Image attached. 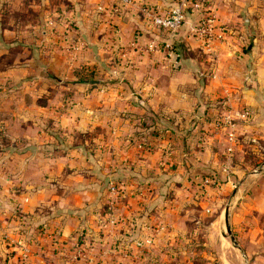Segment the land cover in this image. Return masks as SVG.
Wrapping results in <instances>:
<instances>
[{
  "label": "crops",
  "instance_id": "obj_1",
  "mask_svg": "<svg viewBox=\"0 0 264 264\" xmlns=\"http://www.w3.org/2000/svg\"><path fill=\"white\" fill-rule=\"evenodd\" d=\"M198 1L225 40L206 49L187 9L169 58L120 49L134 38L161 46L165 33L137 6L176 0L117 13L112 0H0V264H131L176 233L155 218L180 169L231 185L213 149L228 158L226 132L205 123L228 117L264 140V0ZM87 64L97 84L83 93L72 71Z\"/></svg>",
  "mask_w": 264,
  "mask_h": 264
},
{
  "label": "rangeland",
  "instance_id": "obj_2",
  "mask_svg": "<svg viewBox=\"0 0 264 264\" xmlns=\"http://www.w3.org/2000/svg\"><path fill=\"white\" fill-rule=\"evenodd\" d=\"M84 67L93 69L88 64L75 69ZM236 131L231 141L226 139V133L223 137L227 159L221 144L213 148L222 157L220 163L226 165L223 174H228L229 179L237 176L228 179L231 185L224 189L219 181L208 180L210 183L205 184L203 176H188V170L180 169L182 176L174 177L172 190L168 191V184L164 182L166 187L157 200L164 214L154 217L159 219V224L176 225V233L170 234L169 229L159 233L155 238L158 244L139 247L140 253L134 254L131 264H264V198L259 200V195H264V140L256 139V142L252 134L239 127ZM110 186L115 189V198H119L123 193L122 183L111 180L106 189ZM150 207L153 208L151 204L143 207L147 215ZM167 207L173 211L165 212ZM226 210L229 234L224 225ZM128 240L134 244L140 239L137 234Z\"/></svg>",
  "mask_w": 264,
  "mask_h": 264
},
{
  "label": "built area",
  "instance_id": "obj_3",
  "mask_svg": "<svg viewBox=\"0 0 264 264\" xmlns=\"http://www.w3.org/2000/svg\"><path fill=\"white\" fill-rule=\"evenodd\" d=\"M112 1L115 3V5L111 7V11L113 13L119 12V9L122 7L126 8L127 6H133L135 4V0ZM137 9L140 11L144 17V20L148 22L150 26L155 27L165 33L166 40L161 46H158L154 42L142 44L134 38L131 39L123 49H120L124 50L125 52L133 51L138 54H153L163 51L167 57L174 58L175 54L172 49L171 38L185 22L184 13L187 9H191L196 18L195 26L192 29L193 36L197 38L204 45V47H206V49H209L214 42L221 43L225 40L224 28L217 22L214 7L201 1L176 0L174 6L168 8H161L159 6L152 5H140L137 6ZM54 33L55 28L50 27V34L55 35ZM111 42L114 49L118 51V43L115 40H112ZM205 124L209 126L211 131H225L226 139L228 141L233 139L234 126L228 117H224L219 121H212ZM203 182L205 184L210 183L208 179H205ZM108 190L111 195L116 193L113 186H110Z\"/></svg>",
  "mask_w": 264,
  "mask_h": 264
},
{
  "label": "trees",
  "instance_id": "obj_4",
  "mask_svg": "<svg viewBox=\"0 0 264 264\" xmlns=\"http://www.w3.org/2000/svg\"><path fill=\"white\" fill-rule=\"evenodd\" d=\"M72 76L74 78V82L79 85L92 87L97 84V71L90 68L87 69L84 67V68L74 69ZM203 178L213 181L211 175L208 174L203 175Z\"/></svg>",
  "mask_w": 264,
  "mask_h": 264
},
{
  "label": "water",
  "instance_id": "obj_5",
  "mask_svg": "<svg viewBox=\"0 0 264 264\" xmlns=\"http://www.w3.org/2000/svg\"><path fill=\"white\" fill-rule=\"evenodd\" d=\"M224 225H225L226 232L229 234V228L227 225V210L225 211V214H224Z\"/></svg>",
  "mask_w": 264,
  "mask_h": 264
}]
</instances>
